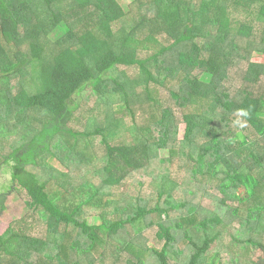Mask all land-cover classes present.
I'll list each match as a JSON object with an SVG mask.
<instances>
[{"label":"trees","instance_id":"obj_1","mask_svg":"<svg viewBox=\"0 0 264 264\" xmlns=\"http://www.w3.org/2000/svg\"><path fill=\"white\" fill-rule=\"evenodd\" d=\"M253 53L264 0H0V171L27 208L0 233V264H264ZM137 109L147 127L126 125Z\"/></svg>","mask_w":264,"mask_h":264},{"label":"rangeland","instance_id":"obj_2","mask_svg":"<svg viewBox=\"0 0 264 264\" xmlns=\"http://www.w3.org/2000/svg\"><path fill=\"white\" fill-rule=\"evenodd\" d=\"M133 1L134 0H120V4L126 8ZM252 61L264 65V54H255L254 55V53H253ZM237 72H238V74H241V71H237ZM235 73H236V71H235ZM202 79L206 82H209L211 80V76L206 74L203 76ZM257 92L264 93V81L260 82V84L258 85ZM152 94L158 102L163 103L164 108H166L167 105H169V103L171 101V99L169 97V92H167L165 90L157 89V90L153 91ZM145 108L151 110L149 105H146ZM136 114L137 115H135L134 119L129 114H126V116H127L125 118L126 125L130 126L133 124L134 121H136L139 126L147 127L148 126L147 125V122H148L147 117L142 116L141 115L142 112L138 109L136 110ZM179 117H181L180 114H179ZM179 117L177 118L178 128H179V133H178V137H177L178 141L182 140L184 138V134H185V124L183 123V120ZM161 152H162L161 158H167L168 157L169 154H167V152H164V151H161ZM261 156L264 159V150H262ZM176 161L177 162L175 165L178 166L179 164H181V160L179 158H178V160L176 159ZM55 165L60 167L59 164H57V163H55ZM174 170L176 171V169H174ZM10 179H11L10 172H7L6 168L2 169L0 171V194H1V191H3L2 189H4L5 192L6 191L8 192V195H7V199H6L7 209L4 211H0V233H3L6 229H8L10 227V225H13L14 223H16L15 221L22 219L27 214V208L23 202L24 198L21 197V195H19L17 193V191H15L11 188L13 186V184L9 183ZM207 187H209L208 184H207ZM256 187H257V182L254 179H248L245 182V184L242 185L238 191L237 195H239V199L243 202V201L247 200L248 198H250L253 195V192L256 189ZM205 205L207 208L208 207L212 208L213 201L210 198H208V201L205 202ZM91 220L95 221V222H99L98 217H94ZM31 221L33 222V224L30 225L27 223L26 226H24V228L26 227L27 229H29L30 232H34V233L40 231L38 234H40L41 232L44 231L42 221L41 222L33 221V219L28 220L29 223H31ZM236 228H238L237 223L233 224L227 231H225V232H229L226 235V237L230 233H233ZM250 252H251V250L249 251V253ZM256 253L258 255L260 254L259 251H257ZM225 260H227V255H225Z\"/></svg>","mask_w":264,"mask_h":264},{"label":"clouds","instance_id":"obj_3","mask_svg":"<svg viewBox=\"0 0 264 264\" xmlns=\"http://www.w3.org/2000/svg\"><path fill=\"white\" fill-rule=\"evenodd\" d=\"M235 115L238 117L234 124L244 127L247 124V118L250 116V110L248 109H238L235 113Z\"/></svg>","mask_w":264,"mask_h":264}]
</instances>
